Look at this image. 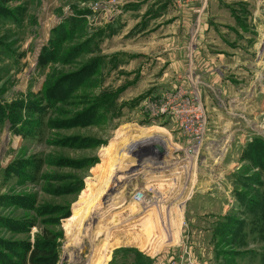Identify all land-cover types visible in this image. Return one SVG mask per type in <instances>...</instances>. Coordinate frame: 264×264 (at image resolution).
<instances>
[{
    "label": "rangeland",
    "instance_id": "obj_1",
    "mask_svg": "<svg viewBox=\"0 0 264 264\" xmlns=\"http://www.w3.org/2000/svg\"><path fill=\"white\" fill-rule=\"evenodd\" d=\"M125 1L0 0V102L22 125L0 123V264L46 234L48 264H264V215L238 200L256 175L264 196V0L234 9L246 63L154 86L117 59Z\"/></svg>",
    "mask_w": 264,
    "mask_h": 264
},
{
    "label": "crops",
    "instance_id": "obj_2",
    "mask_svg": "<svg viewBox=\"0 0 264 264\" xmlns=\"http://www.w3.org/2000/svg\"><path fill=\"white\" fill-rule=\"evenodd\" d=\"M177 1L126 0L120 5V16L127 19L124 17L115 37L123 43L116 56L136 65L131 73L134 81L155 83L152 86L165 82L194 84L203 75L226 74L239 60L247 62L249 51L238 46L249 38L243 23L249 28L250 23L240 22L234 9L242 2L253 5L255 1L207 0L204 5L195 0Z\"/></svg>",
    "mask_w": 264,
    "mask_h": 264
},
{
    "label": "trees",
    "instance_id": "obj_3",
    "mask_svg": "<svg viewBox=\"0 0 264 264\" xmlns=\"http://www.w3.org/2000/svg\"><path fill=\"white\" fill-rule=\"evenodd\" d=\"M73 27L71 28L72 33L77 31L78 28H81V30L84 29V24H81L80 20H75L71 22ZM70 27V26H69ZM61 29V28H60ZM58 30L59 36H61L62 32ZM64 31V29H62ZM56 43H60V41H53L46 49L50 48L52 46L53 48H56ZM83 50L80 51V49H75L74 54L72 55V58H80L83 54L88 53L87 48H82ZM46 51V50H45ZM58 51H56V56L58 55ZM62 59L66 58L65 56L60 57ZM17 111H12V109L9 107H6L3 105V103L0 102V123H4L5 120H9L11 127L18 129V132L21 131L22 125H19V117L17 116ZM35 134V133H34ZM256 145H253L252 149V155L253 158L256 157V159H263L264 158V152L263 150L258 149ZM264 163V162H263ZM261 166L259 162H256V167ZM252 181L254 184H259V177L252 176ZM250 183L247 185L248 191L245 193L238 194V200L242 204V212L243 214L255 218L259 216L264 215V196L256 190V186ZM238 225H242V222H238ZM231 231V229H229ZM236 234V233H234ZM30 254L27 257V264H48V262L51 261V258L49 259V254L51 253L54 247V241L52 238H50L49 235H43L41 237H38L34 244L31 246Z\"/></svg>",
    "mask_w": 264,
    "mask_h": 264
},
{
    "label": "bare ground",
    "instance_id": "obj_4",
    "mask_svg": "<svg viewBox=\"0 0 264 264\" xmlns=\"http://www.w3.org/2000/svg\"><path fill=\"white\" fill-rule=\"evenodd\" d=\"M126 159H127V158H126ZM126 159H124V160L122 159V160H121V159L119 158V159L116 160V162H117L118 164H122V163H123V164H124V163L126 164V162L128 161L129 157H128L127 160H126ZM105 193H106V192H105ZM103 195H105V194H104V191L101 190L100 193H99V196H98V201H97V203H96V207H97V208L95 207L96 209L99 208V206L101 205L102 201L104 200V199H103ZM133 225H135V224H132L131 226L129 225L128 227H133V228L136 227V226H133ZM128 227H127L126 229H128ZM133 228H130V229H133ZM126 231L128 232L129 230H126ZM114 234H115V233H114ZM126 234H127V233H126ZM115 235H118V234H115ZM118 236H119V235H118ZM111 242H112L111 239L106 240V244H105V246H104V250H107V247L109 246V243H111Z\"/></svg>",
    "mask_w": 264,
    "mask_h": 264
},
{
    "label": "built area",
    "instance_id": "obj_5",
    "mask_svg": "<svg viewBox=\"0 0 264 264\" xmlns=\"http://www.w3.org/2000/svg\"><path fill=\"white\" fill-rule=\"evenodd\" d=\"M196 1H198V0H196ZM203 1V0H202ZM169 111V109H162L161 110V112H163V113H167Z\"/></svg>",
    "mask_w": 264,
    "mask_h": 264
}]
</instances>
